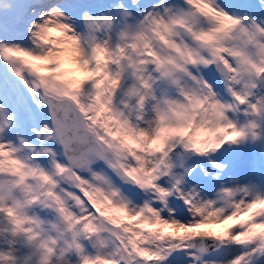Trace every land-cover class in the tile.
<instances>
[{
  "label": "snow or ice",
  "instance_id": "1",
  "mask_svg": "<svg viewBox=\"0 0 264 264\" xmlns=\"http://www.w3.org/2000/svg\"><path fill=\"white\" fill-rule=\"evenodd\" d=\"M0 264H264V0H0Z\"/></svg>",
  "mask_w": 264,
  "mask_h": 264
},
{
  "label": "bare ground",
  "instance_id": "2",
  "mask_svg": "<svg viewBox=\"0 0 264 264\" xmlns=\"http://www.w3.org/2000/svg\"><path fill=\"white\" fill-rule=\"evenodd\" d=\"M53 35H59V33H57V32H53ZM65 68L66 69H70V68H72V65L71 64H66L65 65ZM74 74V76L76 77V78H79L81 75H83L84 73L82 72V70H80V71H76V72H74L73 73ZM201 135H203V134H201Z\"/></svg>",
  "mask_w": 264,
  "mask_h": 264
},
{
  "label": "rangeland",
  "instance_id": "3",
  "mask_svg": "<svg viewBox=\"0 0 264 264\" xmlns=\"http://www.w3.org/2000/svg\"><path fill=\"white\" fill-rule=\"evenodd\" d=\"M147 227V226H146Z\"/></svg>",
  "mask_w": 264,
  "mask_h": 264
}]
</instances>
